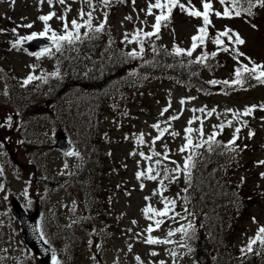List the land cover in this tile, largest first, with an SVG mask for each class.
I'll use <instances>...</instances> for the list:
<instances>
[{
    "label": "rangeland",
    "instance_id": "1",
    "mask_svg": "<svg viewBox=\"0 0 264 264\" xmlns=\"http://www.w3.org/2000/svg\"><path fill=\"white\" fill-rule=\"evenodd\" d=\"M190 1L199 11H203V0ZM209 2L213 7L210 11L211 24L208 26V40L215 38L217 33L224 31L225 28H230L235 33H239L245 41L243 45H237L228 41L227 37L223 38L225 46L229 48L228 52L223 53L227 62L223 67L216 69L214 80L231 81L234 78V69L240 65L237 62L235 50L245 54V56L239 57V61L243 64H249L248 57L256 63H264V7L258 6V14L252 12L251 16L243 13L244 17L240 18L233 13L231 18H223L215 15L217 11L221 13L224 11L219 0H209ZM92 3L94 6L92 20L96 21V25H98L104 20V13L107 12L105 26L109 27L105 32L110 33L114 45H118L122 49L128 47L139 50L138 43L128 42L135 40L137 29L146 32L154 31L152 24L155 22L156 9L152 10V15L147 12L149 3H154V0H135V4L132 3V0H126V2L111 0L108 6L102 4L100 0H92ZM184 3L189 4V0H185ZM66 9L69 10L65 11ZM81 9L85 13L92 11L86 0H65L64 5L54 0L52 7L49 6L47 0H44L42 4L40 0H14V3L12 0H0V26L32 24L29 30L44 31L45 22L38 17L54 11L56 16L47 22V27L54 28L51 30L59 35L62 34V21L58 17L65 16L71 26L73 19H79ZM128 16H131L132 19H126ZM201 26H203L202 17L177 18L171 24L161 27L160 37L170 53H173L176 47L185 49V46L191 45L192 36L198 34L197 29ZM143 31L139 35L140 39L143 37ZM126 33L128 34L127 41L125 40ZM24 37H28L25 32L21 35V38ZM46 37L50 39L48 35ZM233 40H235L234 35ZM173 44L176 46L173 47ZM69 48L70 46L67 44L62 47L61 51ZM10 57L9 62H0V88L5 86V79L12 73V70L16 71L20 77L17 83H24L28 74L36 77L35 87L40 74H42L41 69L43 70L44 67L56 69L58 67L55 55L50 52L42 51L32 55L22 49ZM133 86L136 91H132L129 97L127 94L124 96L126 101L127 99L134 101L133 104L125 108L104 110V120L101 125V130L107 137L105 150L113 160L111 161L113 163L107 164L105 169L109 174L114 172L111 177L115 183H121L114 196H110L109 202L112 201V205L108 207L114 214L115 228L113 229L112 243L102 247L99 242H95L94 247L96 246L99 252H92L94 247L92 248L89 233L94 230V227L87 223L86 229L82 228L76 232L77 238L68 236L73 239L70 242H74L76 246L73 250H69L67 242L59 238L57 233L49 231L47 228L42 229L45 239L49 243L52 242L51 247L56 251L54 258L59 264H104V262L106 264H141V261L143 264H159L160 261H164L165 264H196L195 260L190 257L189 251V249L196 250L191 247L194 239L189 243V238L183 237L180 233L171 237L167 236L170 229H175L182 224L186 225L188 222L192 223L188 219V214L182 210H176L171 215L176 217L173 220L170 218L171 216L157 217L152 213L145 215L143 209L149 205L162 209V198L159 195L161 191H163V196L169 200L174 199L176 203L180 202V194L186 179V172L182 170L186 151L182 152L180 149L185 145V137L188 135L185 132L187 127L190 126L194 129L191 134L192 139L201 136L199 133L200 120H203V135L207 134V136L215 131L214 125L232 120V127L223 129L225 130L223 140L226 143L233 138L234 129L241 128L239 139L235 141V146L231 149L242 154L239 157L240 163L236 162L235 167H240L245 163L246 167L242 170L241 175L242 183L245 185L244 190L249 193H254L253 189L255 191L264 190V175H262L264 174V165L258 163L264 161V109L258 107L249 116H240L239 118H234L228 111L231 109L243 112L248 106L264 104V85L244 91L233 89L232 85L216 84L213 86H218L217 92L203 96L194 89L185 88L183 83L175 81L171 75H166L151 76L142 83H134ZM181 100H184L185 103L181 104ZM37 103L45 104L46 98L40 95ZM165 108H168V111L161 115ZM200 108H206L212 112V115L208 116L206 113L192 111V109ZM12 115H14L13 110H10L9 113L5 111L0 115V187L3 188L0 190V264H38L37 258L23 241L19 223L11 207V200L19 199L22 205L28 209L35 203L43 205L44 219L46 220L44 226L53 225L51 228L53 231L57 229V225L65 227L68 223L80 219V216L83 217L87 209L84 210L82 204L77 206L74 194L67 188L70 181L67 175L63 177L64 174L70 173L71 167L79 166V153L74 149L71 152L72 155H63L56 149V140L63 129L54 124L53 118L30 121L25 124L24 130L22 128L13 130ZM172 116H179V119L170 120L169 126V118ZM193 116L200 119L189 125L188 122ZM4 117L6 120L3 119ZM100 117L101 114L97 113L96 118ZM154 124H159L160 128H168V132L164 133L163 137L155 144L152 141L159 135V132L152 127ZM173 131L179 135H171ZM250 132H254L251 137H249ZM21 133L27 139L32 136L31 134H36L37 137L53 146L50 155L52 171L49 174L45 173V165L38 161L35 162V165L39 171L37 175L33 173L34 165L19 146V141H25L24 139L19 140ZM141 134H143L142 144L138 143ZM257 143L261 144V148L257 146ZM131 153H135V155H131ZM140 153H144V156H141ZM155 153L162 155L158 157ZM164 155H167L169 159L163 160ZM145 156L152 159L147 160ZM157 159L162 161L159 167L155 165ZM149 165L154 169L153 175L159 173L158 179L149 180L145 177L137 179V172L146 171ZM177 167L181 171L165 172V169L170 170ZM42 176L46 178V181H63L62 186L55 187L49 184L42 186L39 182V178ZM36 177L38 184L35 183ZM169 177H174V179ZM160 180H163V188L159 183ZM146 197L150 199L146 200ZM260 201L259 205L252 209L249 219L240 223V234L237 235L236 241L234 240L236 246H239V243L246 246L249 238H254L258 228L264 226V195ZM103 202L106 201L103 199ZM186 214L187 219H184ZM253 217L258 223L253 222ZM157 219L164 222L156 226L155 220ZM150 224L154 230L148 233L146 229ZM148 235L154 239L168 238L186 246L181 247L178 243L148 244L145 242ZM189 235L193 237L195 234ZM257 247L258 249L262 248V243L258 241L253 245V248ZM173 249L178 253L175 257L169 254ZM152 252H156L158 255L153 256L150 254ZM97 256H100V262ZM137 256L140 257V260L136 259ZM240 256L243 261L244 254L241 253ZM235 257L238 259L237 256Z\"/></svg>",
    "mask_w": 264,
    "mask_h": 264
},
{
    "label": "trees",
    "instance_id": "2",
    "mask_svg": "<svg viewBox=\"0 0 264 264\" xmlns=\"http://www.w3.org/2000/svg\"><path fill=\"white\" fill-rule=\"evenodd\" d=\"M184 1L181 0V3ZM184 4L186 7L191 6L198 10L191 1L190 5ZM246 6L244 0H240L241 13H247L242 10ZM229 7L235 12V8L230 5ZM184 17L189 15L183 13L178 7L174 8L171 22ZM77 20L82 22L80 19ZM92 21L95 28L97 22ZM108 27L105 26L102 33H95L82 27L81 39L74 44H68L70 46L68 50L58 53L55 51V46L51 48L49 52L57 59L59 71L57 75H53L55 69L44 67L34 87L35 79L28 83L25 81L17 83L20 77L16 71L12 70L5 79V86L0 88V115L11 108L26 123L39 117L53 118L54 124L68 133L73 140L74 149L78 151L81 158L80 168L71 167L67 175L70 181L69 188L78 196L80 189L84 187L98 194L100 192L98 181L101 177L107 176L105 178L108 179L114 175V172L109 174L105 169L107 164L113 163L111 162L113 160L105 150L107 137L103 134L100 123L104 110L119 109L122 105L129 104V100L126 101L124 96L127 94L129 97L132 92L131 82L135 83L136 80L146 76L171 75L180 79L186 86L192 85L198 90L207 91L201 72L213 71L214 73L218 67H223L227 62L223 54L226 52L220 50L223 46H217L212 42L215 38L208 40L206 37L205 43L200 45L190 57L177 56L175 52L170 53L161 41L160 31L150 40L142 37L144 51L136 58H132L128 53L134 48L122 49L114 45L110 33L105 32ZM14 28L17 29L15 33L12 31ZM24 32L26 35L33 33L39 35L42 30H29L21 24L0 26V62H9L10 55L23 49L21 43L15 42ZM85 32L88 34L84 35ZM51 34L52 32L49 31L46 35L51 36ZM153 45L155 51H153ZM174 46L176 44H173ZM137 52L139 53V50ZM202 52L209 53V57L207 61L197 63V58ZM213 52L217 53L214 57L211 56ZM194 54L199 56L194 58ZM28 76L29 74L26 79ZM253 83L254 80L245 83L243 87L233 86L232 88L243 89ZM40 95L46 98L45 104L37 103ZM97 113L101 114L100 118H96ZM31 135L33 144L26 147L27 153L36 156L38 162L45 165V170L50 171L47 155L51 148L43 146V141L36 134ZM207 137L203 135L195 138L193 143H201ZM223 138L222 135L221 137L217 135L216 140L220 144L213 145L212 151H208L207 146L194 150L191 176L190 178L186 176L183 186L182 194L185 204L181 202L178 207L184 212L187 210L185 213H188V218L193 223L189 234L195 235L189 239V243L194 239L191 247L196 250H191V254L198 264H256V256L264 258V244L262 248H253V252H242V247L236 246L235 241L241 231L240 223L260 202L264 190L253 189L254 193L244 190L245 185L242 183L240 171L246 166L243 163L240 167H235L236 162L240 163L239 157L242 154L236 150H229ZM189 154L186 150L185 156ZM116 165L119 166V164ZM118 185L114 180L110 184H104L103 199L105 201L108 199L110 201V196L117 192ZM100 208L102 207L92 209L90 216L98 212L105 217ZM112 218L113 214L110 212V218L99 219L105 223V226L98 227L99 231L96 230L93 234L95 238L102 237L103 241L106 239L109 230L105 227L111 225ZM241 253L244 254L243 261L240 258Z\"/></svg>",
    "mask_w": 264,
    "mask_h": 264
},
{
    "label": "snow or ice",
    "instance_id": "3",
    "mask_svg": "<svg viewBox=\"0 0 264 264\" xmlns=\"http://www.w3.org/2000/svg\"><path fill=\"white\" fill-rule=\"evenodd\" d=\"M12 2L14 3V0H12ZM44 2V0H40V3L42 4ZM48 4L50 7L54 6V0H47ZM55 2H58L61 5L65 4V0H55ZM87 4L89 5V8L92 9V11H88L87 13L84 12L83 9H81L79 11V19L82 22H78L77 19H73L71 21V28L69 27V23L66 19L65 16L61 15L60 17H58L61 21H62V34H57L55 31H52L51 29H49L47 27V22L49 20H51L54 16H56V13L50 12L47 15H41L38 17V19H40L41 21L45 22V30L39 33V36H45L47 34V32L52 31V34L50 36V40L52 41V44L55 46V50L57 52L61 51L63 45L66 44H74L76 41H79L81 39V33H80V29L86 28L89 31L95 32V33H99L105 30V25L107 23V12L104 13V20L102 22H100L98 25L95 26V28H93V21H92V15H93V11H94V6L92 3V0H86ZM100 2L102 4H104L105 6L110 5L111 0H100ZM124 2H126V0H124ZM132 3L135 4V0H132ZM219 3L221 5H225L224 11L221 13L219 11L215 12V15L217 17H223V18H231L233 16V12L232 10H230L229 5L232 8H235V16L239 17L241 15V8L239 7V3L240 0H219ZM244 3L247 5L246 7H244L242 10L244 12H247V14L249 16L252 15V9L253 7L256 6H260V7H264V0H244ZM189 5H190V0H189ZM179 8L183 13H186L187 15H189L190 17H202L203 20V26L198 27L197 29V35L192 36L191 40V47L189 49H184L181 47H176L174 49V52L177 56L180 55H187V56H192L193 52L200 46L203 45L205 43L206 37L208 35V26L211 24V20H210V11L212 10V4L209 2V0H203L202 3V7H203V11H199L196 10L194 7L191 6H187L184 3H181V0H154V3H149L147 12L149 15H152L153 9H158L159 10V14L155 15L154 20L155 22L152 24V28H153V32H146L143 31L142 29H137L136 33H135V40L134 41H128V42H135L138 43L140 45L139 48V53L137 52L136 49H133L132 51H130L128 53V55L132 58H136L139 54L143 53L144 51V40L139 38L140 33L143 31V37L146 39H149L151 37H153L154 35H157L163 26H167L170 22H171V16H172V12L174 8ZM69 9H66L65 11H68ZM85 17H87V19L85 20ZM126 19L131 20L132 17L128 16L126 17ZM23 27H28L31 28L32 24H28V25H23ZM253 27H255V25H253ZM14 33L17 31L16 28H14L12 30ZM231 33V35H230ZM88 33L85 32L84 35H87ZM37 34L33 33L28 37H24L21 38L19 40H17L15 43L19 44L22 43L24 40H29V39H33ZM233 35L235 36V40H233ZM224 37H227L228 41L233 42L234 44L237 45H243L245 43V41L240 37L239 33H235L234 30L230 29V28H225L224 31L218 32L215 39L212 41L214 44H216L217 46H223L220 48L221 51L224 52H228L229 48L227 46H225V41H224ZM125 40H128V34H125ZM49 49L46 47L44 49V52H48ZM153 51H155V46L153 45ZM236 51V58H237V62L240 64V66L236 67L234 69V78L229 81V80H223V81H217V80H211L209 81L210 84L216 85V84H224V85H232V86H241L243 87V85L249 81H256L260 84H264V63H256L254 61H252V59L250 57H248V61L249 64H251L252 66L249 67V64H243L239 61V57L245 56L244 53L239 52L238 50ZM217 55L216 52L211 53V56H215ZM209 57V53L207 52H202V54L197 58V63H202L207 61ZM58 73H53V75H57ZM36 77L29 75L27 77V79L25 80V83H28L30 81H32L33 79H35ZM191 99V98H189ZM185 101L181 100V104H184ZM261 108L264 109V104L262 105H251L246 107L243 112H238V111H234L229 109L228 111L232 113L234 118H239L240 116H249L254 110H256L257 108ZM168 108L163 109L161 115H163L164 112H167ZM193 112H201V113H206L208 116L212 115V112L207 110L206 108H200V109H192ZM175 119H179V116H172L169 118V126H170V120H175ZM200 119L199 117L193 116L192 119L188 122L189 125H191L194 121ZM244 126L246 127L247 124L245 123ZM153 128H156L159 132V135H157L152 143L155 144V142L159 139H161V137H163L164 133L168 132V128H160L159 124H154L152 126ZM214 129H219L220 131H222L225 127H232V120H228L226 123H219L217 125L213 126ZM194 129L192 127H187L185 129V132L188 133V135L185 137L186 140V144L183 145L181 147V151H189V155L185 158V163L183 165V171H185L187 173V175L191 176V167L194 166V161H193V152L195 149H198L200 147H205L207 146V150L208 151H212L213 150V145H219L220 142L218 140H216L217 135H219L218 131H213L206 140H204L201 143H193L191 134L193 133ZM241 131L240 127H236L234 129V133H233V138L228 141L227 146L229 148V150H231L233 148V146H235V141L237 139H239V133ZM199 133L201 136H203V120H200V129H199ZM171 135L176 136L179 135V133L177 132H172ZM254 132H250L249 133V137L253 136ZM138 143H143V134L140 135V138L138 139ZM165 147H167L165 145ZM246 147V146H245ZM69 155H72V153H69ZM131 155H135V153H131ZM141 156H144V153H140ZM156 156H161V153H155ZM145 159L147 160H151L152 158L149 156H145ZM169 157L167 155L163 156V160H168ZM162 161L160 159L155 160V165L157 167H159L161 165ZM261 165H264V161H259L258 162ZM65 167H67V165H65ZM154 169L151 165H149V167L146 169V171H141V172H137V179H140L141 177H145L149 180H157L159 173H157L156 175H153ZM181 171V169L179 167L177 168H173V169H165V172H179ZM264 175V174H262ZM170 179H174V177H169ZM161 188L164 187L163 185V180L159 181ZM0 190H3L2 187H0ZM159 195L162 198V204H163V208L162 209H157V208H153L151 205L145 207V209H143V212L145 213V215H148L149 213L154 214L157 217H169V214L173 211V206L175 205L176 201L173 200H169L168 198L163 196V191H161L159 193ZM150 198L146 197V200H148ZM185 212H187V210H185ZM151 219V217H149ZM171 219L175 220L176 217L175 216H171ZM184 219H187V214L183 217ZM253 222L254 223H258L256 221V218L253 217ZM163 220L157 219L155 220V224L156 226H159L163 223ZM133 223H135V221H133ZM193 225L191 222H188L186 225H180L175 229H170L167 236L171 237L173 235H175L176 233H180L183 237H187V238H191L189 235V231L192 229ZM153 227L150 224L149 227L146 229V231L148 233H151L153 231ZM139 235V234H138ZM260 242L262 244H264V226H260L257 230V234L254 238H249V242L248 244L241 249L242 252H251L253 251V245L257 244V242ZM148 244H171V243H178L179 246L181 247H185L186 245H184L183 243L177 242V241H172L168 238L165 239H154L151 235L147 236V239L145 241ZM129 249H131V246H129ZM151 255L155 256L158 255L156 252H152L150 253ZM171 256L175 257L178 255V253L175 251V249L171 250L169 253ZM137 260H140V257L137 256L136 257ZM54 264H59L58 261L55 260L54 258ZM141 264H143V262L141 261ZM159 264H165L164 261H160Z\"/></svg>",
    "mask_w": 264,
    "mask_h": 264
},
{
    "label": "water",
    "instance_id": "4",
    "mask_svg": "<svg viewBox=\"0 0 264 264\" xmlns=\"http://www.w3.org/2000/svg\"><path fill=\"white\" fill-rule=\"evenodd\" d=\"M24 45L29 47L30 50L35 51L39 48L48 47L52 45V42L42 37H34L24 42ZM70 144L66 141V136L62 135L59 140V148L67 152L70 149ZM13 207L16 211L19 220L21 221V228L24 233V239L26 243L31 247L34 253L40 256L41 264H50L52 258V250L44 243L40 237L37 229L38 213L27 215L19 202L13 201Z\"/></svg>",
    "mask_w": 264,
    "mask_h": 264
},
{
    "label": "bare ground",
    "instance_id": "5",
    "mask_svg": "<svg viewBox=\"0 0 264 264\" xmlns=\"http://www.w3.org/2000/svg\"><path fill=\"white\" fill-rule=\"evenodd\" d=\"M103 120H104V118H102L100 126L102 125ZM52 149H50L49 154L47 155L49 166H50V169H49L50 171L45 170L46 172L52 171V168H51L52 164L50 162V155L52 153ZM102 176H105V175H102ZM105 177H107V176H105ZM105 177H101V180L98 181V186L100 188V192L98 194L90 192V191H88V189H89L88 187H84V188L80 189L79 197H77L75 195L73 196L74 199H76V203L78 205L82 204L84 209H86L91 203V205L87 208L86 212L84 213L83 217L80 216V219H78L79 229H82L85 226V224L87 223L86 221H91L93 219L98 220L100 218H104V219L110 218V210L106 206V204L103 202V197L105 194L104 184H110L111 181L113 180V178L109 177L108 179H106ZM104 181H107V182H104ZM37 204L38 203H35L34 205H37ZM96 207H102L100 209L105 214V217H102L98 212L94 216H90L92 214V209L94 210V209H96ZM41 215L44 216V214H41ZM44 217H43V224H46V220L44 219ZM65 236L68 237L69 234H65ZM249 254H253V253H249ZM256 257H257V260H255L256 264H262L260 261L262 257L261 256H256Z\"/></svg>",
    "mask_w": 264,
    "mask_h": 264
}]
</instances>
